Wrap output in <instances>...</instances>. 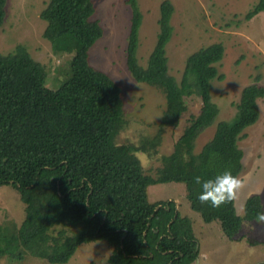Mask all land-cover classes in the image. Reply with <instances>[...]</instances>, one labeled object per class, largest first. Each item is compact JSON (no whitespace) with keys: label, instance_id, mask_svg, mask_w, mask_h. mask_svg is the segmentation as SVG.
<instances>
[{"label":"trees","instance_id":"16d2710c","mask_svg":"<svg viewBox=\"0 0 264 264\" xmlns=\"http://www.w3.org/2000/svg\"><path fill=\"white\" fill-rule=\"evenodd\" d=\"M127 4L126 61L132 77L164 89L166 123L178 127L187 110L184 96L192 88L189 76H194L202 107L183 135L190 163L204 178L226 168L240 177L244 151L239 140L260 117L261 76L244 89L237 118L218 123L212 139L194 156L195 139L217 115L211 83L223 79L217 66L225 47L215 42L191 53L179 82L170 75L166 52L176 6L170 0L161 3L156 42L143 66L138 57L143 13L139 0ZM6 5L7 0H0V27ZM95 12L94 0H48L41 12L53 52L72 54L68 77L56 89L46 86L45 67L23 45L0 55V187H14L25 205L22 223L2 229L0 259H23L27 253L49 264H65L82 243L106 240L113 249L111 264H194L200 241L192 217L182 215L175 201L152 205L146 194L152 181L141 162L113 143L123 124L124 101L119 84L90 62V50L104 34ZM259 12L264 13V0H257L244 19ZM189 195L195 210L200 201L190 189ZM207 206L218 214L228 237L263 210L258 195L246 199L244 215L237 212L236 200L219 208Z\"/></svg>","mask_w":264,"mask_h":264},{"label":"rangeland","instance_id":"374dc122","mask_svg":"<svg viewBox=\"0 0 264 264\" xmlns=\"http://www.w3.org/2000/svg\"><path fill=\"white\" fill-rule=\"evenodd\" d=\"M164 0H139L143 13L138 57L146 66L159 31L160 5ZM176 6L171 19L174 35L166 46L170 75L183 80L188 56L215 42L223 43L225 53L217 66L222 80H213L212 103L217 109L214 123L195 139L193 154L214 136L220 122L237 118L242 93L260 75L264 84V13L250 20L244 16L257 0H170ZM48 0H7V15L0 27V55L15 53L23 45L33 59L42 64L48 74L46 86L58 88L69 74L72 54H55L44 36L47 22L41 18ZM94 18L104 28V34L90 50L91 64L107 73L122 89L124 101L123 124L115 132L113 143L147 164L143 167L152 183L147 198L152 205L175 201L182 215L193 219L199 239L200 256L194 264H264V225L256 220H244L233 237L224 232L218 214L207 204L195 210L189 200V189L198 197L201 187L193 182L198 172L193 166L183 135L200 114L202 103L193 87L195 78L189 76L192 88L184 96L187 108L178 127L166 123V93L156 84L137 82L127 67L126 49L131 22L127 0H94ZM260 117L239 140L244 151V171L240 178L243 189L238 193L236 210L244 215L248 197L258 195L264 211V98L258 101ZM191 162V163H190ZM190 163V164H189ZM193 192V193H192ZM25 205L12 186L0 187V235L2 229L19 226ZM10 234V231H4ZM23 251V250H22ZM112 246L106 240L82 243L65 264H111ZM0 264H49L24 254V258L6 255Z\"/></svg>","mask_w":264,"mask_h":264},{"label":"clouds","instance_id":"9594fccd","mask_svg":"<svg viewBox=\"0 0 264 264\" xmlns=\"http://www.w3.org/2000/svg\"><path fill=\"white\" fill-rule=\"evenodd\" d=\"M141 166L147 167L148 165L141 162ZM193 182L201 187L197 197L200 203L209 204L214 208L232 203L244 187V181L234 175L230 168H226L210 178L197 175L193 178ZM256 222L264 225V211L256 214Z\"/></svg>","mask_w":264,"mask_h":264}]
</instances>
